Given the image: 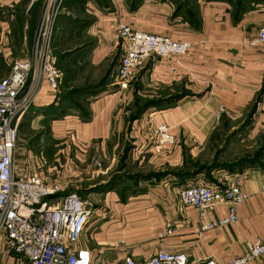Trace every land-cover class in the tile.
<instances>
[{"label": "crops", "instance_id": "crops-1", "mask_svg": "<svg viewBox=\"0 0 264 264\" xmlns=\"http://www.w3.org/2000/svg\"><path fill=\"white\" fill-rule=\"evenodd\" d=\"M35 1L30 0L24 13ZM0 3L11 11L13 5H19L16 0ZM122 24L190 43L191 48L174 61L151 59L132 72L125 87L116 81L104 92L89 96L85 100L86 121L73 112L60 119L54 118L56 113H37L54 102L57 92L71 89L63 78L57 90L44 82L32 106L37 114L32 112L23 121L33 125L53 119L44 134L54 151L65 144L63 154L71 156L70 166L74 154L87 155L88 166L94 170L86 189L102 186L84 195L95 216L86 225L79 247L88 249L93 259L101 258L103 264H123L126 258L141 263L164 249L185 254L188 264H203L205 258L227 264L242 255L246 243L256 238L264 241V165L235 166L237 158L221 157L216 154L220 146L214 148L223 136L240 137L242 133L241 142L264 137V45L250 46L264 25V2L65 0L55 23L52 53L60 41L73 45L64 53L88 47L77 65L85 62L91 68H113L117 73L123 55L117 29ZM0 27L7 48L10 26L0 22ZM10 56L8 49L4 53L7 63L14 61H7ZM142 102L159 105L128 121L129 108ZM159 124L168 126L174 138V144L162 151H156L151 139ZM116 141L123 145L119 147ZM27 152L22 146L16 149V168L21 175H28L19 165L24 167L22 158ZM61 152L62 148L53 155ZM95 160L100 168L94 165ZM232 164V172L224 169ZM202 166H214L206 182H193L201 174L187 180L179 177ZM231 174L245 175L243 189L248 201L237 206L235 223L201 232L203 221L193 207L181 204L179 191L189 184L219 186ZM62 181L67 191L72 181ZM227 217L226 206H217L209 220ZM168 229L171 234H166ZM0 264L26 262L2 251ZM252 264H264V259Z\"/></svg>", "mask_w": 264, "mask_h": 264}, {"label": "built area", "instance_id": "built-area-1", "mask_svg": "<svg viewBox=\"0 0 264 264\" xmlns=\"http://www.w3.org/2000/svg\"><path fill=\"white\" fill-rule=\"evenodd\" d=\"M61 2L45 0L32 57L15 60L7 75L0 79V252L13 254L26 264H103L101 258L93 259L88 249L79 247L82 233L95 216V210L78 193L65 192L62 180L45 179L37 174L21 175L17 173L15 162L20 122L32 109L42 83L57 90L61 80L62 74L50 51L54 23L63 10ZM117 33L123 43L116 73L121 88L127 85L134 70L151 59L174 61L191 48L190 43L128 24L119 25ZM259 44L264 45V25L250 42L252 47ZM151 139L156 151L174 144L165 124L155 127ZM94 165L100 168L101 164L95 160ZM244 177L231 174L219 186L189 184L179 191L181 204L193 207L203 221L201 232L236 222L237 206L249 198L243 189ZM217 206H226L228 217L211 221L209 216ZM166 234H171V230ZM257 259H264V241L259 238L246 243L242 255L227 264H252ZM123 264L188 262L181 252L159 249L145 262L126 258ZM203 264L216 263L213 258H205Z\"/></svg>", "mask_w": 264, "mask_h": 264}, {"label": "rangeland", "instance_id": "rangeland-1", "mask_svg": "<svg viewBox=\"0 0 264 264\" xmlns=\"http://www.w3.org/2000/svg\"><path fill=\"white\" fill-rule=\"evenodd\" d=\"M16 1H17L16 4H18V3H21L22 0H16ZM17 7L18 6L13 5L12 11H11V7L2 5L0 3V22H6V24L10 26V31H11L10 41L8 42V45L6 48L1 38L2 33H1V27H0V79L2 78L1 77L3 75L2 73L9 71L10 65L15 61V59L18 60V59H24V58L25 59L31 58L33 49L36 44L38 26L36 27V29H34L33 34L31 31V28H28V27L24 28V27L19 26L17 22L19 21L18 15L20 14L18 12ZM60 8H62V5ZM28 10L29 8L27 9V12ZM42 14H41V17H42ZM55 23H54V28H53L52 35H51V40H50V51H51V56L52 58L55 59V63H56L58 61L57 58L58 57L60 58L63 55H65L66 53L64 52L70 51L73 45H71V42H64V41L61 42L60 41L58 44L54 45L55 47H59V48H56L57 50L53 52L54 53L53 55L52 38H53L54 29H55ZM21 44L23 45L22 47H20ZM8 49H10L11 51V56L7 57L8 58L7 61H10V60L12 61V59H14V61L9 62V63H7L4 59V53H6ZM73 71H72L73 72L72 75H70L69 78L65 79V83H64L65 85L71 88L73 87L78 88V87H83V86L84 87L95 86L99 82L102 83L103 81H104L103 83H105L104 86L109 85L110 87H112L111 85L115 84L117 81L116 71L113 68L109 70L108 68L107 69L102 68L99 70V69L91 68L87 63H81L80 66ZM135 108L136 107L134 106L129 108L128 121L130 120L129 118L135 114L136 112ZM33 109L35 108L33 107L31 111H33ZM41 109L42 108H39L38 112H41L42 111ZM28 114L26 116H29ZM30 115L32 114L30 113ZM48 123L49 122L47 121H40L39 123L34 122L33 125L25 123L23 124V127H21L19 131L16 147L18 148L19 146L20 147L22 146L24 149L29 150V152H27V154H24L22 158L24 159V161H26L24 163L23 168H22L21 163L18 162L20 165L21 171L26 174H37L45 179L53 180L57 178V180H64L66 183L70 179L72 181V186L68 185L67 191L76 192L78 194L79 192H82L83 194H85V191L88 190L86 189V184H88V181H89L88 177L94 170L93 168L91 169V167L88 166L89 162L87 160V155L80 156V155L74 154L76 158L80 159L81 161H78L74 157L72 160L74 164L70 166L68 164L70 163V161L68 160L71 158V156L68 157L67 154L65 155L63 154V152L65 151L64 150L65 144H63L60 147L58 146L56 148V151H54L53 144L49 142L46 135L44 134V129L47 128ZM237 130L241 132L240 128H238ZM242 137H243L242 133L240 137L235 135L228 139L226 138V136H223L221 139H219L218 143H214V145L218 144L214 148L217 149L219 146L221 148L219 152H216V154L220 153L221 157L227 155L226 157L232 161L235 160L236 158H237L236 159L237 161L244 160L246 163H250L248 167H252L253 165H259V166L264 165V137L262 139H257V140L255 139V140H248V141L241 142L240 140L242 139ZM127 143H128V139L126 140V145ZM114 144L116 145L119 144V147L123 145L122 141H119V142L116 141ZM227 145L229 146L227 147ZM27 147L31 149H28ZM61 148H62V152L58 156L53 155L57 153L58 150ZM204 159L207 160V158H204ZM15 162H16V157H15ZM64 164L66 166H64ZM86 165L88 167H86ZM225 165H228V164L225 163ZM68 167L70 168L69 171L67 170ZM206 169L204 172L199 173L201 175H199V177H197L196 179H193L194 180L193 182L196 183L199 181V179L205 182L207 179L209 180L210 179L209 174H211V171H209V169L211 168L209 167ZM224 169H227V168H224Z\"/></svg>", "mask_w": 264, "mask_h": 264}, {"label": "trees", "instance_id": "trees-1", "mask_svg": "<svg viewBox=\"0 0 264 264\" xmlns=\"http://www.w3.org/2000/svg\"><path fill=\"white\" fill-rule=\"evenodd\" d=\"M243 1L247 2L248 0H235V5H240ZM258 1L264 2V0H258ZM43 3L45 5V0L44 1L43 0L35 1L30 6V9L28 10V12L24 13L25 7L29 6V4H30V0H22L21 3H19V5L17 7L18 12L20 14V15H18V20H19L17 22L18 25L22 27V24L27 23L28 28H31V31L34 30L36 25H38V21L40 19L41 11H42L43 6H44ZM61 5H62V8L65 6V0H62ZM87 48L88 47H81L80 49L68 52L65 55H63L62 57H60V59H57L58 61L56 63H54L56 68L61 72V74H62L61 79L63 78L64 83H65V79L69 78V76L72 75V73L74 72L73 70H75L76 68H78L80 66V65H77V63L80 60H83L82 55L85 54L87 51H89V50H87ZM54 61H55V59H54ZM103 82L102 83L99 82L95 86H86V87L83 86V87H78V88L73 87L68 91L64 90L65 92L59 91V92H57V95L55 97L54 102L52 104H50L49 106L43 107L41 109L42 110L41 112L46 113V115H52L53 113L54 114L56 113V116L54 117L55 119L56 118L60 119L65 114L73 112L82 121H86L89 119V115H88L89 113H88V108H87V102H85V100L89 96L98 94L100 92H104L107 87L104 86L105 83H103ZM58 88H59V86H58ZM176 98L178 99L179 96H177ZM169 103H171V101L167 102V104H169ZM158 105H159V102L158 103L157 102H154V103L153 102H146V103L142 102V103H140V105L136 103V105L135 104L133 105L134 107H136L135 108L136 112L132 117H130V119L134 120L136 118H139L143 113H145L150 108H158V107H155ZM31 110L32 109H30V111ZM32 112H34V111H31L30 113L32 114ZM36 112H38V110H36ZM36 112H34V113H36ZM30 113L28 115H30ZM23 120L19 124L18 135H19V131H20L21 127H23V124H25V122ZM47 120H48L47 122H49L53 119H47ZM246 125H243V126H246ZM48 129L49 128L47 126L46 131H48ZM232 136H234V135H230L226 138L228 139ZM249 164L250 163H246L243 160V161H238L235 164V166H238V165L244 166V165H249ZM232 165H229L230 167L227 168V169H229L230 172H232L233 168H235L234 165L233 166ZM205 167L206 168H209V167L213 168L214 166H202V167H199L195 170H192L191 173L182 172L179 177L182 179H186V180L192 179V178H194V176L201 173L202 170L205 171V169H206ZM184 169L187 170V168H184ZM101 186L102 185H100L99 188H101ZM110 186H111V183H110ZM99 188L96 185V187L94 186V188L88 189L87 191H85V193L91 192L94 189L98 190ZM65 192H70V191H65ZM79 195L81 196V198H84L85 194L79 192Z\"/></svg>", "mask_w": 264, "mask_h": 264}]
</instances>
